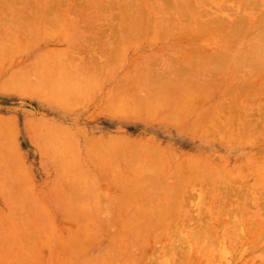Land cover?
Returning a JSON list of instances; mask_svg holds the SVG:
<instances>
[{
  "label": "rangeland",
  "instance_id": "obj_1",
  "mask_svg": "<svg viewBox=\"0 0 264 264\" xmlns=\"http://www.w3.org/2000/svg\"><path fill=\"white\" fill-rule=\"evenodd\" d=\"M53 1L64 4H56L57 7L53 5ZM163 1L165 0H61V3L59 0H0V264H163L169 255L173 256H169L172 263L168 258V262L164 264H174L179 256L183 260L186 258L183 251L193 249L183 237L184 231L193 232L196 218L198 220L199 217L209 216L212 213L210 207L215 203V197L210 193L213 183L207 178L203 179L204 176L199 178L195 175L186 184L183 194L179 195L183 199L180 204L175 201V207H169L170 189L167 188L176 183L174 176L177 177L182 164L186 166L189 156L200 157L204 161L207 157L220 167L233 170L231 176L237 183L233 184L236 187L238 185L241 195L246 191L254 192L253 196L264 197L262 130L259 131L258 128L259 132L254 133L259 138L254 140L256 145L252 146V154L244 153L238 139L240 132L244 137L243 125L247 124L244 123L247 120L244 117L252 112L254 114L258 111L257 106L264 103V95L258 94H262L259 91L264 89V85L257 82L243 84L250 77H245L246 70L250 75L251 68H246L249 67L248 64L244 67L243 63L239 67H235V64L231 66L240 55L235 50L229 54L233 47H242L249 38H244V35L249 34L244 32L243 35L242 31V36L238 32L243 39L240 42L237 38L240 37L239 34H236L238 40L234 39L235 41L228 38L232 32L224 35L230 30L226 28L223 31L225 33H220L221 30L213 33L218 34L219 37H214L221 40H212L210 37L213 35H208L209 32H206L208 37L202 34L203 39H198L196 34L192 37L194 33L190 29V23L196 18L193 19L191 13L193 11L196 15L193 9L197 8L199 11L198 6L204 4V0H189V4L186 3L188 0H181L178 2L180 5L174 0L176 6L184 4L187 9H191L192 4L197 5L188 9L187 15L183 7L184 12L182 11L181 16L180 11L179 18L176 14L178 6L176 8L171 0ZM236 1L233 3L234 7H230L234 8L232 10L237 11L236 7L239 8L240 2L243 5L237 14L228 9L231 3L224 8L228 9L224 14L223 8L220 10L222 16L228 13L222 18L226 20L224 22L233 21L232 24L222 21L225 27H236L239 21H245L243 10L246 0H238L239 4ZM258 1H252L255 2V8ZM124 2L134 5L133 9L130 6V14H139L136 17L131 15L133 19L130 25L134 33L127 32L128 35L122 30L123 21L126 20L121 18V13L124 12L121 5ZM223 2L217 4L226 6ZM48 4L52 6L47 7ZM235 4L238 5L235 7ZM209 6L213 7L205 9L207 13L210 10V14L211 10L214 12L215 8L220 7H215L214 2ZM55 7L58 11L53 9ZM257 7H261L263 11L264 1ZM203 8L201 6L200 9ZM255 8L254 10L257 9ZM170 11H176L175 15ZM213 12L208 16L211 17ZM53 14L56 16L54 20ZM203 16L202 14L200 17ZM134 17L136 22L138 20L137 24ZM168 17L175 23H171V27ZM126 18L124 22H130L128 16ZM176 18L178 22L175 21ZM182 18L189 19L180 22ZM185 20L188 23L190 21L189 26ZM186 27L187 30L190 29L187 34L192 32L191 37L182 35ZM154 29H161V32L156 31L157 34L154 35ZM123 33L127 35V40ZM177 36L179 39H176ZM180 36H184L185 40ZM224 36H227V41ZM195 38L199 44H193L196 42ZM251 39L254 40V37ZM228 41L233 46L227 48L226 57L218 55L221 53H217L218 49L224 48L226 43L230 45ZM188 47L198 51L197 62V54H191L195 51H188ZM200 47L203 48L202 53ZM203 50H215L217 55L212 52L213 54L200 56L205 55ZM210 56L213 61L216 56L215 60L218 59L210 63H219L211 66L210 63L207 65L200 62L206 59V63L211 59H208ZM178 60L181 62L179 64L185 62V66L191 61L198 66L190 68L189 65L193 64L191 62L188 65V72L191 70V73L187 74V67L185 70L184 65L176 67ZM219 60L230 64L220 63ZM169 61H176L177 63L172 62L173 68L179 74L183 72L184 76L181 74L178 77V73L171 69V64L170 68L166 67ZM232 67L236 71L234 74L231 73L232 70L229 71ZM164 68L171 69L172 75L168 69L166 72L175 77L171 78L169 85L165 83L169 76ZM199 68L206 69L207 73H202ZM162 70L168 77L160 78L161 83H158L156 80L159 77H153V73H163ZM208 71L214 72V75L211 73L213 77L217 78L218 74L219 77L213 79L211 76L210 79ZM199 72L202 76L196 74ZM242 77L244 79L241 86L238 84L240 87L234 88L236 80L238 82ZM190 81L195 84L192 85ZM187 82H190L188 86L185 85ZM157 83L160 87L155 86ZM184 85L191 86V91ZM242 85L247 88L244 86L245 90H241ZM215 86L221 89L216 91ZM213 93L217 94L212 99ZM226 99L230 100L231 106L230 103L227 105L230 109H225L228 102ZM218 100L227 101L224 110L223 107L220 110L227 120L222 118L220 112L217 113V120L215 119L219 124L218 117L221 116L220 125L226 121L221 126L224 131L227 130L224 138L213 134L216 130L214 128L213 131V127L218 126L212 123L217 114L210 117L211 109ZM246 108L249 110L245 112ZM176 113L181 116L183 113L185 116L187 114L189 118L183 116L178 123L174 122ZM168 116L174 119L170 120ZM208 118L212 121L209 122ZM228 118L234 120V124ZM194 120H198V123ZM199 121H205L206 126L203 123L199 125ZM228 122L234 128L231 125L227 129ZM233 133L235 140L231 136ZM226 145L233 148L230 150ZM131 181L132 184L135 182L134 187H131ZM233 188L236 189L235 186ZM239 190L236 189L237 196ZM236 193L232 195L235 196ZM241 195L237 198L240 199ZM237 200L233 201L239 202L235 209L243 203L242 199ZM152 208L172 210L170 215L158 217L153 222V227L149 221ZM249 211L251 215L259 213L253 208ZM184 215L188 226L181 229ZM215 216L213 214L212 217ZM205 218L203 220L207 219ZM239 219L244 232V215ZM240 222H243L242 225ZM216 230L217 238L205 256L200 257L202 263L198 259L200 264H208L209 259L215 264H245L251 261L249 253H246L250 251H244V242L230 247L229 240L222 235L225 232L220 227L219 231L218 227ZM242 237L244 239V233ZM262 242L264 243V238ZM173 244L177 245L175 252L174 247L171 248ZM224 248L231 253L229 261L221 255ZM256 258V262L260 263L259 258ZM196 263V260L192 261V264Z\"/></svg>",
  "mask_w": 264,
  "mask_h": 264
},
{
  "label": "bare ground",
  "instance_id": "obj_2",
  "mask_svg": "<svg viewBox=\"0 0 264 264\" xmlns=\"http://www.w3.org/2000/svg\"><path fill=\"white\" fill-rule=\"evenodd\" d=\"M52 1V0H51ZM57 1V0H56ZM99 1V0H98ZM126 1V0H125ZM165 1H167V0H165ZM165 1H163V2H165ZM169 1V0H168ZM171 1H173V3H174V0H171ZM179 1H181V0H177V4H178V2ZM202 1V0H201ZM208 1V0H207ZM205 1L204 0V2L205 3H207L208 4V7H207V4L205 5V3L203 4L202 2H200V3H202V4H199L200 6H198V7H200L201 8V6H202V8H203V5H204V8L203 9H200L199 8V11H197L198 9L197 8H195L196 6L194 5V4H192V6L195 8V9H193V10H195L194 12H195V14L196 15H194L193 14V11H192V13H191V11H190V13L192 14V16L194 17L193 19H195L196 18V20L195 21H192L191 20V22L192 23H190V21H189V23H190V25L192 24V26L190 27V29H191V31L194 33L193 34V36L192 37H197L198 39H199V37H201L202 38V36L203 35H205L206 37H208L207 36V33H208V35H210L211 36V34L213 35V36H209L210 38H212V40L216 37V36H218V34H213L214 32L216 33H219V31H220V33H225V32H223L224 30L226 31V29H230L229 31L227 30L226 31V33L224 34V35H226L227 34V32L229 33V34H227V35H230L231 34V32H232V36H234V37H232L231 35L230 36H228V38H230L231 40H234V39H236V40H238L237 38H239V42H240V39H242L241 38V35H242V31H243V35H244V32L245 33H248L249 34V36L248 35H244L245 37L244 38H247V37H249V38H247V42L242 46V47H240V48H238V49H234L235 47H233V50L231 51V53H229V54H232V52L235 50V51H237V53H238V55H240L239 56V59H238V56L236 57V60L234 59V61L235 62H232V64H231V66L233 65V64H235L236 66L235 67H239L240 65L241 66H243L242 65V63L244 64V67H246V64H248V66L249 67H246V68H251V70H250V72L251 73H249L250 75H248V70H246V72H247V75H246V72H244L245 73V77H249V78H247L246 79V81L244 80V83L243 84H246L245 82H248L246 85H248V84H252V82H257L258 84H261V85H264V10L263 11H261L262 9H261V7H257V6H261V1L262 0H259L260 1V3H259V1L257 2V5H256V8L253 6L254 4H255V2H256V0H255V2H252V1H254V0H246L245 2H244V19H245V21H244V23H242L241 21H239V24L235 27L234 25H232V26H224V24H223V22L224 21H226V20H223L224 19V16H226L228 13H226V15H220V13L222 12L223 14H224V12L226 11L227 12V10L230 8V7H234L233 5V3L236 1V0H230V1H228V0H226V2H223L224 0H220V1H216V0H211V1ZM227 1L229 2V4L231 3L232 4V6H230L229 4H227ZM242 1V0H241ZM264 1V0H263ZM55 4H53V5H55V6H57L56 4H58V6L59 5H63L64 3H62L61 2V0H59V2H61L62 4H59L58 2L56 3L55 1H53ZM64 2H65V0H64ZM101 2V1H100ZM199 2V1H198ZM213 2H214V6L215 7H218V6H220V3L219 4H217L218 2H223V3H226V6H224V5H221V6H223V7H219V8H215L214 9V12L211 10V14H212V12H213V15L211 16V17H209L211 14L209 13L210 12V10H208L209 12L207 13L206 11H207V9H205V8H210V6L209 5H211L212 6V4H213ZM215 2H216V4H215ZM239 2H240V0H239ZM170 3V2H169ZM169 3L167 4V5H169ZM186 3H190L189 2V0L186 2ZM210 3H212V4H210ZM236 3H238V0L236 1ZM254 3V4H253ZM132 4V5H131ZM175 4V3H174ZM173 4V5H174ZM239 4V3H238ZM237 4V5H238ZM240 4H241V2H240ZM238 5V7L240 8V7H242L243 8V5L241 6V5ZM252 4V5H251ZM260 4V5H259ZM36 5V4H35ZM171 5V4H170ZM169 5V6H170ZM178 5H180V3L178 4ZM177 5V6H178ZM184 5V4H183ZM182 4H181V6H178V8H177V6H176V4H175V6H176V8H177V11L179 12H177L176 14L178 15V18L180 17V15L182 16V8L183 7H185V6H183ZM217 5V6H216ZM228 5H229V7H228ZM236 4H235V7L237 6ZM44 6V5H43ZM48 6H52V5H47V7ZM57 6V7H58ZM77 6V5H76ZM75 6V7H76ZM82 6V5H81ZM130 6H131V8L133 9V3H126V2H124L123 3V5H121V8H122V11H124L123 13L125 14H123V13H121V18L123 19V17H124V19H126L127 20V16H128V19L130 20V22H124V21H126V20H124L123 21V23H124V25H123V29L122 30H124V32H130L129 34H131L134 30L133 29H131L132 28V26L130 25V23L132 22L131 20L133 19V16H137L136 14H138V13H136L135 14V12H134V14H130V12H131V8H130ZM206 6V7H205ZM37 7V6H36ZM54 7V6H53ZM74 7V8H75ZM171 8L173 7V6H170ZM179 7H181V8H179ZM189 7V6H188ZM193 7H191V9L193 8ZM213 7V6H212ZM211 7V8H212ZM225 7H228V9L226 8V9H224ZM56 8V7H55ZM55 8H53L54 10H56V11H58L57 10V8L55 9ZM78 8V7H77ZM76 8V9H77ZM130 8V9H129ZM210 8V9H211ZM221 8H223V10L221 9ZM239 8H237L236 7V9H238L239 10ZM242 8L240 9V11L242 12ZM252 8V9H251ZM254 8L256 9V10H254ZM258 8L260 9V10H258ZM185 12L184 13H186L187 11H188V9H190V8H186L185 7ZM190 9V10H191ZM216 9L217 10H222V11H216ZM232 9H234V8H230L229 10H232ZM128 10H130V11H128ZM171 10V9H170ZM173 10V9H172ZM176 10V9H175ZM238 10L237 11H235V10H232V12L233 11H235V13L237 14L238 13ZM258 10V11H257ZM127 11V12H126ZM180 11H181V14H180ZM196 11L199 13V15H198V13H196ZM128 12H129V14H130V16H129V14H128ZM171 12V11H170ZM176 12V11H175ZM175 12H171L173 15H175L174 13ZM229 12V11H228ZM232 12H229V13H232ZM241 12H239V13H241ZM126 13H127V15H126ZM189 13V14H190ZM221 13V14H222ZM141 15H142V13H140ZM170 14V13H169ZM180 14V15H179ZM188 13H186V15H187ZM190 14V15H191ZM202 14L204 15L203 17H200V16H202ZM233 14H234V12H233ZM232 14V15H233ZM123 15V16H122ZM131 15H133L132 16V18H131ZM139 15V14H138ZM186 15H184V16H186ZM209 15V16H208ZM239 15V14H238ZM242 16H243V14H241ZM52 16H54V14L52 15ZM114 17L116 16L115 14L113 15ZM126 16V17H125ZM143 16V15H142ZM171 17H172V15H170ZM183 16V17H184ZM207 16V17H206ZM229 16V15H228ZM230 16H231V14H230ZM234 16V15H233ZM135 17H134V21H135ZM171 17L168 19L169 21H170V27H171V23H173L172 21H171ZM174 17H177V16H174ZM206 17V18H205ZM232 17V16H231ZM54 18H56V16H54L53 17V19L52 20H54ZM131 18V19H130ZM191 18V17H190ZM204 18V19H203ZM223 18V19H222ZM225 18H227V17H225ZM235 18V17H234ZM175 19V18H174ZM173 19V20H174ZM184 19H189V18H184ZM183 18L182 19H180V22H181V20L183 21L184 20ZM230 19V18H229ZM229 19H227V20H229ZM232 20H234L235 21V19H233V17L231 18ZM230 19V20H231ZM137 20V19H136ZM175 21H177L178 22V20H177V18H176V20ZM186 21V20H185ZM212 21V22H211ZM223 21V22H222ZM136 22V21H135ZM137 22H138V20H137ZM137 22L135 23V24H137ZM184 22V21H183ZM187 22V21H186ZM230 22V21H229ZM229 22H224V23H229ZM232 22L233 21H231L230 23L232 24ZM127 23V24H126ZM189 23L187 22V26H189ZM240 23H242V24H240ZM126 24V25H125ZM132 24V23H131ZM173 24H175V23H173ZM128 25H130V26H128ZM226 25H228V24H226ZM127 26V27H126ZM173 26V25H172ZM222 26H224V27H222ZM228 27H231V28H228ZM234 27H235V29H234ZM173 28V30L175 29L174 27H172ZM222 28V29H221ZM226 28V29H225ZM167 29V28H166ZM189 29V28H188ZM189 29V30H190ZM204 29H205V32H204ZM132 30V31H131ZM155 30V32L154 31H152V32H154L153 34L155 35V34H157L156 33V31H158V33H160L161 32V29H160V31H159V29L157 30V29H154ZM164 30H165V28H164ZM168 30H170L169 29V27H168ZM173 30H171V31H173ZM189 30H187V27H186V30H185V33H182V35L183 34H186L185 36L187 37L188 35H189V37H191V35L190 34H187V32L189 31ZM237 30H240V31H237ZM170 31V32H171ZM237 31V32H236ZM120 32L122 33V31H121V28H120ZM166 32H167V30H166ZM165 32V33H166ZM175 32V31H174ZM196 32V33H195ZM207 32V33H206ZM238 32H240L241 33V35L238 33ZM120 33V34H121ZM134 33V32H133ZM173 33V32H172ZM204 33V34H203ZM118 34H119V32H118ZM123 34H125V33H123ZM122 34V35H123ZM196 34V35H195ZM199 34V35H198ZM203 34V35H202ZM239 34V36L240 37H238L237 35ZM109 36H110V34H108ZM111 35H113V34H111ZM127 35H128V33H127ZM127 35L125 34L124 36V38L126 39V37H127ZM159 35H161V34H158V36ZM162 35H164V32H162ZM181 35V36H182ZM195 35V36H194ZM214 35H215V37H214ZM221 35H223V34H221ZM242 35V36H243ZM250 35H252L251 37H254V40H252L251 39V37H250ZM157 36V35H156ZM165 36H167V35H165ZM180 36V38H182V39H184L185 40V37L183 38V37H181ZM236 36H237V38H236ZM128 37H131V36H128ZM135 37V36H134ZM219 37V36H218ZM222 37V36H221ZM220 37V38H221ZM225 37V36H224ZM232 37V38H231ZM119 38V40H120V36L118 37ZM201 38H200V40H201ZM228 38H227V36L224 38L225 40L227 39L228 40ZM6 39H9V38H6ZM176 39H179V36H177L176 37ZM203 39V38H202ZM206 39V38H205ZM215 39H219V38H215ZM214 39V40H215ZM229 39V40H230ZM248 39H249V42H248ZM124 40V39H123ZM127 40V39H126ZM190 40H193L192 38L190 39ZM195 40H196V38H195ZM219 40H221V39H219ZM223 40V39H222ZM226 40V41H227ZM230 40V41H231ZM243 40V39H242ZM250 40H252V41H250ZM180 41V40H179ZM206 41V40H205ZM204 41V42H205ZM207 41H209L208 39H207ZM206 41V42H207ZM230 41H228V42H230ZM235 41V40H234ZM233 41V42H234ZM42 42V41H41ZM174 42H178V41H175L174 40ZM181 42H183V41H181ZM193 42V41H192ZM201 42L203 43V41L201 40ZM200 42V43H201ZM236 42H238V41H236ZM238 42V43H239ZM81 43V42H80ZM173 43V42H172ZM195 43H198L197 42V40H196V42H194L193 44H195ZM85 44V43H84ZM87 44V43H86ZM171 44V43H170ZM174 44V43H173ZM180 44V43H179ZM178 44V45H179ZM185 44V43H184ZM190 46H191V41H190ZM199 44V43H198ZM204 44V43H203ZM202 44V45H203ZM206 44V43H205ZM233 44V43H232ZM186 45V44H185ZM187 45H188V43H187ZM186 45V46H187ZM207 45V44H206ZM85 46V45H84ZM189 46V47H190ZM200 46H201V44H200ZM231 46H233V45H231V42H230V45H229V43H226L225 44V46H224V48H221V50H219L218 49V51H217V53L219 52V51H221V53H219L218 55H220L221 56V54L223 55V56H225L228 52L226 51L227 50V48H230ZM79 47H83V46H79ZM174 47H177V46H175V44H174ZM189 47H188V51H191V52H193V51H195V49H193V48H195V47H191L192 49H189ZM198 46H196V48H197ZM202 47V46H201ZM200 47V48H201ZM203 48H201V49H199L200 50V53H202V50ZM207 49V48H206ZM212 49H214V48H212ZM186 50V51H187ZM197 50V49H196ZM205 50V49H204ZM203 50V51H204ZM209 50V49H208ZM234 51V52H235ZM198 52V51H197ZM197 52L195 51V53H191V54H193V55H195V54H197ZM204 52H206L205 53V55L203 54H200V56H206V54L208 53V54H213V53H215L216 51L214 50V51H212L211 52V50L208 52L207 50L206 51H204ZM203 52V53H204ZM167 53V52H166ZM217 53H215L216 55H217ZM189 54H190V52H189ZM214 54V55H215ZM197 57L195 58V56L193 57V58H195L196 59V62L198 61L197 59H198V54L196 55ZM191 58H192V56H190ZM217 57V56H216ZM216 57L214 58V61H218V59L217 60H215L216 59ZM226 57V56H225ZM234 57V56H233ZM211 58V59H210ZM201 59V58H200ZM202 59H204V58H202ZM208 59H210L209 61L207 60V62L205 63V61H206V59H204L205 61H202V60H200V62L202 63H204V64H209L211 61H213V57H208ZM221 59V58H220ZM229 59H231L230 57H229ZM225 60V59H224ZM224 60H219L220 61V63H223V62H225ZM228 60V59H227ZM232 60V59H231ZM195 61V60H194ZM213 61V62H214ZM157 62V61H156ZM170 62V63H169ZM168 63H169V65H168V63L165 65L166 67L167 66H169V68H170V64H171V66L172 65H174V63H172V62H176V61H169ZM178 62V64H176V67H178L177 65H184L183 66V68H185V70H186V67H187V71L185 72V70L182 68V67H180V68H182L183 70H184V72L185 73H187L189 70V68H188V65L189 64H191V62H188L189 64H187L186 63V65L187 66H185V62L183 63L182 62V64H179V63H181V62H179V60L177 61ZM176 62V63H177ZM212 62V63H213ZM151 63H152V61H151ZM193 63V62H192ZM195 63V62H194ZM191 64V65H189V67L190 68H192L194 65L197 67L198 65H196V63L195 64ZM210 63V65L212 66V65H217V63H219V62H216L215 64L213 63ZM226 64H228L227 62H225ZM241 63V64H240ZM229 64H230V62H229ZM228 64V65H229ZM240 64V65H239ZM152 65V64H151ZM203 65V64H202ZM199 66H201V64H199ZM210 66V67H211ZM220 66V65H219ZM202 67V66H201ZM224 67H227V66H224ZM169 68H164V69H166L165 70V72L167 71V69H168V72L172 69H174L173 68V66H172V68L171 69H169ZM179 68V67H178ZM220 68H221V66H220ZM234 67H232L231 69H229V71L230 70H232ZM176 69V68H175ZM174 69V70H175ZM200 70H202L201 68H199ZM180 70V69H179ZM194 70V69H193ZM193 70H192V73L194 74V72H193ZM195 70H196V68H195ZM206 70V69H205ZM205 70L203 69L202 70V73H203V71L205 72ZM216 70H219V68L218 69H216ZM221 71H224V70H222V69H220ZM227 70V69H226ZM163 71V70H162ZM176 71V70H175ZM175 71H173V73H175ZM180 71H182V70H180ZM199 71V70H198ZM197 71V72H198ZM207 71V70H206ZM212 71V70H211ZM220 71V72H221ZM228 71V70H227ZM226 71V72H227ZM234 71V72H233ZM240 71V70H239ZM238 70H237V72H239ZM156 71H154V73H155ZM165 72L163 71V73H164V75H163V73H161L160 71H157L155 74L153 73V77L155 76V77H159L158 79L159 80H156L155 78H154V80H156V81H158V83L160 82L161 83V81H160V78H162V77H168L169 76V74H171L172 75V71H170L169 72V74L166 72V74L168 75V76H166V74H165ZM226 72H223V73H226ZM231 72V71H230ZM230 72H228V73H230ZM236 71H235V69L234 70H232V74H234ZM240 72H242V71H240ZM176 73H178L177 75H178V77H179V75L180 76H182L181 74H179V72L178 71H176ZM188 73H191V70H190V72H188ZM187 73V74H188ZM202 73H196V74H200V76H202L201 74ZM207 72H205L204 74H206ZM208 73H209V75H210V79H211V73L214 75V72H209L208 71ZM215 73H216V71H215ZM157 74L159 75V76H157ZM162 74V75H161ZM195 74V75H196ZM220 74H222V72L220 73ZM238 74H240V73H238ZM237 74V75H238ZM194 75V76H195ZM208 75V74H207ZM207 75H206V77H207ZM224 75V74H223ZM161 76V77H160ZM184 76V75H183ZM193 76V77H194ZM198 76V75H197ZM196 76V77H197ZM152 77V76H151ZM152 77V78H153ZM209 77V76H208ZM218 77H219V74H218ZM217 77V78H218ZM169 78H170V80H169ZM169 78H168V81H165L166 79H164V81H165V83H167V85H169L168 84V82H170L173 78H175V77H171V76H169ZM172 78V79H171ZM183 78V77H182ZM200 79H202L201 77H199ZM212 78L213 79H217L216 78V76L215 77H213L212 76ZM163 79V78H162ZM176 79H178L179 80V78H176ZM206 79V78H205ZM208 79V78H207ZM220 79V78H219ZM222 79V78H221ZM231 79V78H230ZM229 79V80H230ZM244 78L242 77L241 78V80H238V82H237V80H236V86H234V83H233V86H234V88H236L237 86H241V84H242V80H243ZM153 80V81H154ZM181 80V79H180ZM184 79H182L181 81H183ZM151 82H152V80H150ZM241 81V82H240ZM176 82V81H175ZM184 82H186L185 80H184ZM191 82V84L192 85H194L193 84V81H190ZM190 82H187L185 85L186 86H188V83H190ZM222 82H224V81H222ZM221 82V83H222ZM154 83H156V82H154ZM158 83L157 84H155V86L157 87V85H158ZM163 83V82H162ZM181 83H183V82H181ZM180 83V84H181ZM227 83V82H226ZM198 84H199V82H198ZM239 84V85H238ZM154 85V84H153ZM160 85V84H159ZM158 85V87H160ZM166 85V84H165ZM184 85V87H186ZM229 86H230V83L228 84ZM246 85H242L243 86V88L241 89V90H243L244 89V86H245V88H247V86ZM228 86V87H229ZM232 86V85H231ZM233 86H232V88H233ZM239 86V87H240ZM161 87H163V86H161ZM165 87H168V86H165ZM190 88H191V86H189ZM189 87H186V89H188ZM197 87V86H196ZM196 87L194 88V89H196ZM204 87V86H203ZM218 88L220 87V86H217ZM222 87V86H221ZM182 88H183V86H182ZM189 88V89H190ZM215 88H216V86H215ZM214 88V89H215ZM226 88V87H225ZM185 89V88H184ZM183 89V90H184ZM221 88H219V89H215L216 91H218V90H220ZM228 89H230V88H228ZM234 90V89H233ZM245 90V89H244ZM189 91H191V89L189 90ZM234 91H236V90H234ZM203 92V91H202ZM205 92V91H204ZM215 92V91H214ZM226 92V96L228 95V91L226 90L225 91ZM239 92H240V88H239ZM238 92V93H239ZM241 92H243V91H241ZM259 92H262V94L261 93H258L259 95H264V89H262V91H259ZM229 93H230V91H229ZM232 93H233V91H232ZM187 94H189V93H187ZM191 94V93H190ZM214 94H215V96H216V94L217 93H213V95H212V99H213V96H214ZM224 95H225V93H223ZM222 94V95H223ZM242 94H244V92L242 93ZM221 95V96H222ZM188 96V95H187ZM214 96V97H215ZM229 96V95H228ZM227 96V97H228ZM241 96V95H240ZM208 97H210V96H208ZM225 96H223V99H225L224 98ZM211 98V97H210ZM221 98V97H220ZM263 98V97H262ZM211 99V100H212ZM222 99V98H221ZM220 99V100H221ZM227 100V99H226ZM228 101V100H227ZM226 101V102H227ZM226 102H219V100L216 102V105L214 106L213 105V108L211 109L212 110V112L210 113V117H212V116H215L217 113H219L220 112V110H221V108H222V110H224V106H225V104H226ZM193 104H194V102H192ZM210 103V102H209ZM223 103H224V105H223ZM229 103H230V100L227 102V104H226V106H225V109L227 108V109H230V108H228L229 106H227V105H229ZM223 105V106H222ZM230 106H231V103H230ZM245 108V107H244ZM217 110H219V111H217ZM249 109H245V112L246 111H248ZM256 110H258V111H256V112H258V114L256 115L255 113L253 114V112H252V114H248V115H246V117H244L245 119L247 118V120H245L244 121V123H247V124H244L243 126H244V128H243V131H244V137H243V135L241 134V132L239 131V130H237V132H240V136L242 137H240L239 135H238V133H237V135H238V139H239V142H240V147L241 148H243L244 149V153H247L248 152V154H252V146L254 145H256L254 142V140L256 139L257 140V138H259V137H257L256 138V135L254 136V133L255 132H259L260 130H262V135H264V103L263 104H259L258 106H257V109ZM231 111V110H230ZM226 111H224V113H225ZM229 112V111H228ZM245 112H244V114H245ZM179 113H181V112H179ZM239 113V112H238ZM182 114V113H181ZM220 114H221V112H220ZM240 114V113H239ZM172 115V114H171ZM178 115H180V114H178ZM177 115V113H176V117L178 116ZM219 114H217L215 117H213L214 118V122H212V123H216L218 126H215V127H213V131H214V128H216V130L213 132V134L214 135H218V136H220V137H222V138H224L223 136L225 135V133L224 132H226V131H224L223 130V126H222V124L224 123V124H226V121L225 120H227L226 118H225V114H221L223 117L222 118H224L223 120H224V122H222V124L220 125V123H221V116L220 117H218L220 120H219V124H218V122H215V119L217 118V116H218ZM225 115V116H224ZM234 116H235V114H233ZM174 117H175V115H173ZM183 116H184V118L187 116V114H186V116L184 115V113H183ZM183 116H178V120L176 119V117H175V121L174 122H177L178 123V121H180L182 118H183ZM234 116H232L231 115V118L232 117H234ZM174 117H172L173 119H174ZM209 117V118H210ZM249 117V118H248ZM168 118L171 120L172 118H171V116L169 117L168 116ZM186 118H189L188 116L186 117ZM202 118V117H201ZM208 118V119H209ZM230 118V119H231ZM172 119V120H173ZM180 119V120H179ZM199 120H200V118H198ZM232 119H234V118H232ZM186 120V119H185ZM210 120L211 119H209L208 121L210 122ZM217 120V119H216ZM228 120H229V118H228ZM187 121V120H186ZM195 121V120H194ZM198 121V120H197ZM197 121H195L196 123H198ZM202 121V120H201ZM206 121V120H205ZM204 121V122H205ZM207 121V122H208ZM212 121V120H211ZM229 121H231V120H229ZM234 121V120H233ZM233 121H231L232 123H233ZM185 122V121H184ZM204 122H202L203 123V126L205 127L206 125L205 124H207V123H204ZM208 122V123H209ZM230 122V123H231ZM199 125H201L202 123L199 121ZM223 124V125H224ZM234 124V123H233ZM232 125V124H231ZM230 124H229V122H228V128L227 129H229V128H231L230 126H231ZM222 126V127H221ZM232 127L234 128V125H232ZM217 128H219L220 130H217ZM222 128V129H221ZM232 128V129H233ZM258 128H259V131H258ZM256 129H257V131H256ZM242 131V130H241ZM242 131V132H243ZM235 132V131H234ZM261 133V132H260ZM234 134L235 133H233V134H231V136H232V138H234L233 136H234ZM231 136H229V138L231 137ZM260 136V135H259ZM240 137V138H239ZM255 137V138H254ZM264 137V136H263ZM228 138V137H227ZM228 138V139H229ZM238 139H236V140H238ZM231 140V139H230ZM234 140H235V138H234ZM232 142H235V141H233V140H231ZM259 143L261 144V142L259 141ZM258 143V145H260ZM228 144V143H227ZM226 146H228L229 147V149L231 150L232 148H233V146H231V145H226ZM155 150V149H154ZM239 150V149H238ZM156 152H158L159 150H155ZM162 155V154H161ZM160 156V155H159ZM252 156H254V155H252ZM263 156H264V153H263ZM190 157V159H191V161H190V159H188V161H186L187 163L185 164L186 166H184L183 164H182V168H180V171L177 169V168H179V166L178 167H176V169L178 170L177 172H178V175H177V177H175L174 176V178H176V183L174 184V185H171V187L169 188H167V189H170L169 190V197H170V199L168 200V202H171V206L169 205V203H168V205H169V207L170 208H172L173 209V206L177 203V204H180V200H183L182 199V196H180L179 197V195H182L183 193L182 192H184V188L186 187V184L187 183H189L190 181H191V178H192V176H197V177H202V176H204L203 177V179H205V178H207V179H209V181H211L212 183H213V187H212V191L210 192V193H212L213 194V196L215 197V203H214V206L212 205L211 207H210V209H212V213L210 212L209 213V216H207L206 218L207 219H209V221L205 218V216H203L206 220H203V217H199L198 218V220H197V218H196V226L194 227V228H192L193 229V232H185L184 231V235H183V237L188 241V245L190 244L191 245V247L193 248L192 249V251H190V250H186V252H185V250L183 251L185 254L184 255H186V258H184L183 260L182 259H180V256L177 258L178 260H181V261H176L175 262V260H174V262L175 263H180V264H192V261L193 262H195V260H196V262L198 263V264H200V261L198 260V259H200L201 260V256L202 255H204L205 256V253L206 252H208V248L215 242V240H216V234L215 233H217V230L215 231V229L218 227V231H219V227L222 229V232L224 231L225 233L224 234H222L223 236H225V239L227 240H229V246L231 247V246H238L240 243H243L244 242V251L246 252V251H250V252H246V253H249V257L251 258V261H249V262H246L245 264H264V243L262 242L263 241V238H264V197H257L256 195H254L253 196V193L254 192H244V194L243 195H241V190H239V187H238V185H237V187H236V185L235 184H237L236 183V181L234 180V179H232V173H233V170H231L230 168H228V167H226V168H222V167H220L218 164H215L214 163V161L213 160H210L209 158H207L206 157V160L204 161V160H201L200 159V157H196V158H194L193 156V158L191 157V156H189ZM255 157V156H254ZM203 158H205V157H203ZM156 159V158H155ZM187 159V158H186ZM183 162V161H182ZM154 168V167H153ZM154 170H155V168H154ZM153 170V171H154ZM160 171V170H159ZM172 172V171H171ZM173 172H174V170H173ZM172 172V173H173ZM153 173V172H152ZM154 173H156L155 171H154ZM157 175V174H156ZM154 177H155V175H154ZM262 177H263V175H262ZM173 178V179H174ZM154 179V178H153ZM197 179V178H196ZM202 179V180H203ZM206 179V180H207ZM202 180H199L200 182L202 181ZM258 180H259V178L257 177L256 178V182L258 183ZM204 181V180H203ZM211 182H209V183H211ZM233 182L235 183V184H233ZM134 184H135V182H133ZM134 184H132V181H131V187H134ZM170 184H172V183H170ZM233 184V185H232ZM212 186V185H211ZM233 186H235V188L236 189H238L239 190V195H241V197H240V199L239 198H237L238 196H237V193H238V191H236V189L234 190V188H233ZM241 189V188H240ZM232 191H234V192H232ZM237 192V193H236ZM242 192H243V190H242ZM232 193H236V197L234 196V195H232ZM184 198V197H183ZM178 199V200H177ZM236 199H238L239 201L242 199L243 200V203H240L241 205H239V206H237L238 208L237 209H235V206L237 205L236 203H239V202H233L234 200H236ZM172 200V201H171ZM237 200V201H238ZM175 201H176V203H175ZM178 201V202H177ZM173 202L175 203V204H173ZM234 204H233V203ZM232 203V204H231ZM223 204V205H222ZM173 205V206H172ZM234 205V207H232ZM175 207V206H174ZM234 208V209H233ZM255 209L257 212L259 211V213L257 214V215H251V212L249 211L250 209ZM171 209V210H172ZM170 210V209H169ZM171 210L170 211H166V210H164V209H157V208H152V210H151V216H149L150 217V219H149V221L151 222V224L153 225V227H154V223L153 222H155V221H157L158 220V217H162V216H167V215H170L171 213ZM215 212H216V214H215ZM140 214V213H139ZM138 214V215H139ZM213 214L214 215H216L214 218L212 217L213 216ZM227 215V216H226ZM242 215H244V232H243V229L241 228V226H240V224H239V220L241 219H239V217H241ZM229 216V217H228ZM184 219H183V222H181L182 224H180L181 225V229H183L185 226H188L187 225V223H186V215H184ZM187 217H188V214H187ZM212 217V218H211ZM237 217V218H236ZM228 218V219H227ZM241 223V225H242V223L243 222H240ZM221 232V233H222ZM180 233H183L182 231L180 232ZM220 233V232H219ZM243 233H244V239H243V237H242V235H243ZM177 246V245H176ZM174 244L173 245H171V248L172 247H174L173 248V250H174V252L177 250V249H175V248H177ZM248 246V247H247ZM170 247V245L168 246V248ZM191 247H189L190 249H191ZM171 248H169L170 249V251L172 250ZM246 249V250H245ZM248 249V250H247ZM250 249V250H249ZM167 251H168V249H167ZM189 252H190V254L191 255H189ZM169 253V252H168ZM171 253V252H170ZM187 253V254H186ZM204 253V254H203ZM175 254V253H174ZM231 253H230V251H227V250H225V248L224 249H222V251H221V255H222V257L223 258H225V259H227L228 261H229V258H228V256L230 255ZM172 255H173V251H172ZM181 255V254H180ZM170 256V255H169ZM167 256V261L165 260L164 262H168V260L170 259V257H173V256ZM164 257V256H163ZM182 257H183V255H182ZM185 257V256H184ZM199 257V258H198ZM201 257V258H200ZM259 258V260H260V263L259 262H256V260H255V258ZM165 258H166V256H165ZM164 258V259H165ZM169 258V259H168ZM175 258V257H174ZM173 258V259H174ZM256 258V259H257ZM172 259V258H171ZM171 259L169 260L170 262H171ZM193 259V260H192ZM210 260H212V259H209L208 260V264L210 263V264H215L214 263V261H210ZM253 260V261H252ZM255 260V261H254ZM173 261V260H172ZM205 261V260H204ZM210 261V262H209ZM164 262H163V264H164ZM170 262H169V264H170ZM213 262V263H212ZM172 263V262H171ZM174 263V264H175ZM177 263V264H178ZM196 263V264H197ZM201 263H202V260H201ZM231 263V262H230ZM167 264V263H166ZM206 264V263H205Z\"/></svg>",
  "mask_w": 264,
  "mask_h": 264
}]
</instances>
